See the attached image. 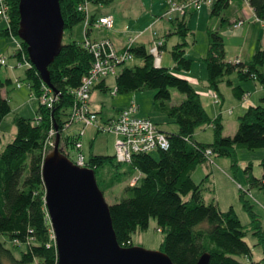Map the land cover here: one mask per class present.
I'll use <instances>...</instances> for the list:
<instances>
[{"label":"trees","instance_id":"trees-1","mask_svg":"<svg viewBox=\"0 0 264 264\" xmlns=\"http://www.w3.org/2000/svg\"><path fill=\"white\" fill-rule=\"evenodd\" d=\"M9 22L1 31L4 36L16 38L20 49L16 57L24 54L28 60L27 45L19 37L20 0H8ZM86 0H60L65 20V31L84 22L86 13L79 7ZM96 4H109L114 0H88ZM183 3L185 0H176ZM231 0H215L211 16H221L230 6ZM244 2V0H240ZM255 17L264 21V0H246ZM92 12L90 11V14ZM184 15L172 19L173 29L180 42L171 49L173 70L188 71L192 60L184 55L186 37L190 32ZM95 14H91L94 21ZM92 29L86 33L91 35ZM212 41L203 61L207 69L210 88L218 85L232 71L239 81L257 80L264 87V48H257L249 61H225L223 39L211 32ZM163 47V46H162ZM128 48V47H127ZM134 57L142 60L141 65L125 66L116 76L117 93L140 90L148 87L155 91V100L165 109L178 126V132L167 133L170 146L167 150L135 155L130 170L139 169L141 176L134 184L128 183L122 198L110 204L113 225L119 242L124 246L134 245L133 233L148 226L149 219L156 220L157 228L163 232L160 249L166 252L174 264H195L200 256L208 252V264H264V228L253 210V204L246 198L245 190H239V198L250 217L243 224L234 208L223 210L214 200L205 202L200 184L194 181L191 171L210 157H227L231 166H237L239 149H262L264 152V106L248 107L238 117V126L232 136L223 134L220 116L211 118L203 107L200 95L190 82L172 72L170 68L155 66L149 50L143 44L129 48ZM93 55L84 46V41L63 42V47L50 65L52 90L59 94L53 109L40 102L38 118L23 116L15 118L17 133L12 142L0 152V264H57L56 242L51 238V219L46 204V186L43 177V163L53 149L46 148L50 131L57 125L61 135L60 148L67 155L68 145H74L80 138L63 135L65 124L70 121L71 108L75 102L73 91L79 87L82 77L92 68ZM26 77L32 94L40 98L44 94L43 80L34 66L26 68ZM13 80L0 77V124L11 112L9 99L4 89ZM108 90L105 81L99 84ZM171 90H177L184 98L175 104L171 102ZM233 95L242 99L245 91L240 85L232 86ZM169 102V104H167ZM211 125L213 140L209 143L194 140L195 129ZM210 151V154L207 152ZM107 163L120 169L122 162L115 155L106 156L91 152L88 155L90 168H99ZM261 174L252 172L250 162L245 169L250 185L264 188V155L260 160ZM97 181L104 191L100 179ZM188 196V197H187ZM253 233L256 244L262 248V256L255 260L245 236ZM13 244L8 245L6 239ZM25 245V247H21Z\"/></svg>","mask_w":264,"mask_h":264},{"label":"rangeland","instance_id":"rangeland-1","mask_svg":"<svg viewBox=\"0 0 264 264\" xmlns=\"http://www.w3.org/2000/svg\"><path fill=\"white\" fill-rule=\"evenodd\" d=\"M176 0H114L109 4H96L89 1V9L97 17L101 14H114L115 27L111 30L104 28L92 27L90 38L91 40L110 39L114 42L116 48L122 49L128 43L130 38L143 41L148 50L151 48L150 36L152 34L146 31L143 37H140V31L147 28L150 20L158 19V23L154 26V38L165 41V47L162 49V67H172L171 45L175 38L166 36L167 30H172L174 25L169 21L175 18L172 15L167 16L165 11V3L167 10L170 4ZM212 2V3H211ZM215 0H210V4H203L200 9L193 11L191 8L187 9L185 19L188 21L191 31L188 33L186 40L188 45L186 47V57L191 59H200L201 53L206 50L209 41H212L211 31H217L222 35L223 44L225 48V60L235 62V59H251L258 42L264 44V28L261 27L259 21L250 18V16L243 17V24L237 28L233 27L232 23L228 21H221L217 17L210 18V10ZM245 4V2H243ZM91 13V14H92ZM184 13V14H185ZM177 12L178 16L184 15ZM209 18L211 21H209ZM3 25L6 26V21L2 19ZM169 19V20H168ZM84 22L78 23L71 30L65 31L64 43L72 41H84L85 35ZM210 30V31H209ZM192 32V33H191ZM138 37V38H137ZM4 41L10 46H16V41L12 37H3ZM259 40V41H258ZM137 41V40H136ZM136 44V43H135ZM163 46V45H161ZM16 48V47H15ZM14 50V49H12ZM3 55V54H2ZM9 67L0 66V77L4 80L12 78L13 83L4 89L5 96L11 103L12 110L1 122L0 131V152L6 148L8 143L12 142L15 137L17 126L15 118L23 116L30 119L38 118V111L40 102L31 92L29 85L30 80L26 77V66L19 67L24 59L7 55ZM167 61V62H166ZM202 63V62H201ZM142 60L134 57L121 66H118V74L125 67H134L141 65ZM199 62H196L197 65ZM202 65V64H200ZM14 66V69H10ZM177 75H183V72L173 70ZM198 73L197 69L195 70ZM231 84L224 82L221 85V92L223 97L219 95L216 90L206 88L205 80L197 81L195 84L197 90L201 92V101L205 107L208 115L211 118L221 116L224 125L223 134L227 136L234 135L237 118L241 113L238 108L239 105L245 106L249 101L250 94H245V99H238L233 95L232 86L242 83L243 88L251 89V93L255 92V86L258 84L249 79L246 81H239L235 71L229 75ZM18 83L21 87H18ZM108 90L103 88L95 89L91 95V100L96 97L95 103L98 111L99 122L97 125H103L111 117L117 116L121 108H125L135 101L139 105L141 113L145 112L147 117H150L163 130H177V125L170 118L167 111L160 107L159 102L155 100V91L151 88L144 87L140 90L114 93L117 91L116 76L110 75L106 79ZM223 83V82H222ZM260 85V84H259ZM173 96L170 104H175L177 97L182 96L177 90H172ZM213 93L217 95L218 103L213 98ZM178 95V96H177ZM232 101L233 103H230ZM237 102V105L234 103ZM169 104V102H167ZM95 108V107H94ZM122 109V110H123ZM120 110V111H119ZM97 112V111H96ZM238 124V123H237ZM88 126L85 128L84 134L81 137L83 143V150L86 155L91 152L99 155L113 156L115 155L116 135L112 132L100 131L98 126ZM54 129V128H53ZM82 129L81 124L74 123L64 131V134H74ZM15 131L14 134L12 133ZM194 140L209 143L213 140V131L211 125H202L194 131ZM69 151L73 150V145H68ZM152 156H156L155 151L151 152ZM264 152L262 149L247 150L239 149L237 151V166H231V160L227 157L211 156L210 159L198 164L192 171L191 176L195 182L200 184L201 195L205 202L217 199L220 208L225 210L232 206L243 224L250 221L249 214L244 209L239 198V190H245V196L253 204V210L257 213L258 218L262 222L264 228V188L256 184L250 185L246 179L247 165L250 162L252 172L254 175L261 174L260 160ZM119 170L115 166L107 163L97 171V177L100 179L104 194L107 201L111 204L122 198L124 195V188L128 183L134 184L141 176L139 169L130 170L129 163H122ZM248 172V170H247ZM188 197V196H187ZM2 236V235H1ZM0 236V237H1ZM1 238H4L2 236ZM51 238L55 240L53 228L51 229ZM8 245L13 243L7 239ZM163 239V232L157 228L156 220L151 217L148 226L144 229H138L133 233V243L145 249L159 250ZM252 250V258L258 260L262 256V248L260 244H256L257 238L253 233L249 232L245 236ZM21 247H25L22 245Z\"/></svg>","mask_w":264,"mask_h":264},{"label":"water","instance_id":"water-1","mask_svg":"<svg viewBox=\"0 0 264 264\" xmlns=\"http://www.w3.org/2000/svg\"><path fill=\"white\" fill-rule=\"evenodd\" d=\"M19 37L30 62L52 88L50 65L62 50L65 20L60 0H20ZM57 93V92H56ZM56 130L59 127L55 126ZM46 155L43 177L46 204L58 251L57 264H174L163 250L122 245L113 225L110 203L94 168L79 166L60 148ZM203 253L195 264H208Z\"/></svg>","mask_w":264,"mask_h":264},{"label":"built area","instance_id":"built-area-1","mask_svg":"<svg viewBox=\"0 0 264 264\" xmlns=\"http://www.w3.org/2000/svg\"><path fill=\"white\" fill-rule=\"evenodd\" d=\"M244 2L247 4L246 0H244ZM203 4H210V0H185L183 3L174 2L170 4L166 15L169 16L174 12L184 14L188 8L198 10ZM79 10L84 11L87 16L84 21L86 35L84 46L92 53L93 64L90 71L82 77L79 87L73 91L75 102L71 108L70 121L65 124L62 133L66 136L64 131L74 123L82 125V129L79 130V132L67 134L80 138V140L76 141L73 145L72 151H69L67 148V156L79 166L90 167L88 164V155H86L83 150L81 137L84 134L85 128L88 126H96L99 122L98 112L91 108V95L99 84L106 81L107 77L110 75H118V66L134 58L129 48L136 43V40L130 38L127 45L122 49L116 48L115 44L110 39L101 41L91 40L90 36L86 34L89 29L93 30L92 27H96L111 30L115 27V19L113 16L103 15L92 21L88 0L80 5ZM9 11V1L0 0V17L6 21L7 25L9 22ZM242 23L241 20H238L234 23L233 27H239ZM151 43L152 46L149 52L152 55L154 65L159 66L161 64L162 41L153 39ZM20 47L21 45L18 41L17 50L20 49ZM18 58L19 60L21 58L24 59L19 63V67L23 65L26 67L32 66L30 60H28L24 54ZM0 66L9 67L7 56L0 55ZM18 87H21L20 83H18ZM43 89L44 94L40 98H36L43 105L53 109L55 102L59 98V94L54 93L44 82ZM114 95H117V91ZM213 98L215 102L218 103V98L215 93H213ZM97 126L100 131L112 132L116 135L115 158L122 163H131L134 156L140 153H151L157 150L165 151L170 146L167 134L162 131L152 119L143 117L139 114V105L135 101L121 110L116 117L109 119L103 125ZM57 133L58 131L56 129L50 131L45 149L54 148ZM207 153L210 154V151Z\"/></svg>","mask_w":264,"mask_h":264},{"label":"crops","instance_id":"crops-1","mask_svg":"<svg viewBox=\"0 0 264 264\" xmlns=\"http://www.w3.org/2000/svg\"><path fill=\"white\" fill-rule=\"evenodd\" d=\"M176 3V2H175ZM212 3V2H211ZM165 11H164V13L166 12V11H168L167 10V5H166V3H165ZM193 11L191 12V14L193 13V12H195L194 11V9H192ZM186 13H187V11H186ZM185 13V14H186ZM210 13H211V10H210ZM103 15H110V16H113L114 17V14H101L100 16H103ZM172 15V17H176V16H178L177 15V13H172L171 14ZM96 16V15H95ZM246 16H250V18H253L254 20H256V21H259L260 23H261V27H263L264 28V21H262V20H259V19H257L256 17H255V15L253 14V12H252V10L250 9V7L247 5V4H244L243 2H241L240 0H231L230 1V6H229V8L227 9V10H225L223 13H222V15L221 16H211V14H210V18H212V17H217V18H219L221 21H228L229 23H232L233 25H234V23L235 22H237L238 20H241L242 22H243V17H246ZM97 17V16H96ZM209 18V21H211V19ZM184 19H185V16H184ZM169 20V19H168ZM186 20V19H185ZM171 23H172V21L171 20H169ZM186 22H187V25H188V28H189V24H188V21L186 20ZM158 23V19L156 18V19H154V20H150V22L147 24V28H145V29H143L142 31H140V34H139V36L140 37H143L142 35H144V33L146 32V31H149L151 34H152V36H150V41L151 40H153V39H156V38H154V34H155V31L153 30L154 29V26H156V24ZM173 24V23H172ZM243 24V23H242ZM3 25V23H2V20L0 19V41L2 40L1 38H3V37H6V36H4V35H2L1 34V31H3L6 27H7V24H6V26H2ZM235 28V27H234ZM237 28V27H236ZM190 29V28H189ZM170 30H167V32H165V34H166V36H170V35H172V36H170V37H174L175 38V40H174V42L172 43V45H171V49H172V47L174 46V45H176L177 43H179L181 40H180V38L177 36V35H175V34H168V33H170L169 32ZM190 31H191V29H190ZM210 31V30H209ZM211 32H216L219 36H221L222 37V35L221 34H219L217 31H211ZM192 33V32H191ZM8 37H10V36H8ZM13 38V37H12ZM138 38V37H137ZM17 43H16V48L14 47V46H10L9 44H6V42H4V41H2L1 42V45H0V55H5V56H7V55H10V56H14V57H16L15 56V53H16V51H17V47H18V41L15 39V38H13ZM140 38H138V39H136L137 41H136V43L137 44H143L144 45V43H143V41H141L140 40V43L138 42V40H139ZM223 39V38H222ZM157 40V39H156ZM112 41V40H111ZM160 41H162V45H163V47L161 46V50L162 49H164V47L166 46L165 45V41L163 42V40H160ZM259 41V40H258ZM113 42V41H112ZM152 42V41H151ZM186 42H187V45H188V41L186 40ZM114 43V42H113ZM210 43H211V41H209V43H208V46H207V48H206V50H204V52L203 53H201V55L202 56H200V59H191V58H189V59H191L192 60V64H191V66H190V68H189V70L188 71H184L183 72V75L181 76V75H179V76H181V77H183V78H185V79H187L189 82H190V84L195 88V90L199 93V95H200V99H201V92H199L198 90H197V86H196V82L197 81H200V80H205V85H206V88L208 89L209 88V85H208V82H207V69H206V65H205V63H204V61H203V57L206 55V53H207V50H208V48H209V45H210ZM127 45V44H126ZM125 45V46H126ZM151 45H152V43H151ZM187 45H186V47H187ZM124 46V47H125ZM186 47H185V49H184V55L186 56ZM257 48H264V44H262V43H260V42H258V44L256 45V49ZM12 49H14V50H12ZM225 49V48H224ZM255 49V50H256ZM2 55V56H3ZM238 61V60H240V61H249L250 59H235V61ZM162 57H161V63H162ZM225 61H227V60H225ZM167 62V61H166ZM196 62H199V64L197 65V67H196V65H195V63ZM202 62V63H201ZM227 62H232V61H227ZM200 64H202V65H200ZM162 65V64H161ZM173 65H174V63L172 62V67H173ZM172 67L170 68V69H172ZM10 69H14V66L12 67V68H10ZM198 70L197 72L198 73H196V71L195 70ZM229 78V77H228ZM12 79V78H11ZM13 80V79H12ZM231 80V79H230ZM249 80V79H248ZM251 80H253V82H255V84L257 83L258 84V86H255V87H253L254 88V90H255V92H253V93H251V89L249 90L248 88H243V86H242V83H240V84H237V85H240L241 87H242V89L245 91V94H250V97H249V101L247 102V104L245 105V106H241V105H239L238 106V108L240 109V111H241V113L239 114V116L240 115H242L244 112H245V110L248 108V107H250V106H256V105H263L264 106V87L257 81V80H254V79H251ZM223 82V83H222ZM219 85H218V90H217V92L219 93V95H221V97H223V94H222V92H221V85L222 84H225L224 82H227V77L222 81ZM105 83H106V81H105ZM260 84V85H259ZM106 85H107V83H106ZM226 85V84H225ZM97 88H100L101 89V87H97ZM97 88H95V89H97ZM95 89H94V91H95ZM94 91H93V93H94ZM173 91L171 90V96H173ZM3 95L5 96V92L3 91ZM213 95V94H212ZM178 96V95H177ZM244 97H245V95H244ZM243 97V99H245ZM184 98V96L182 95H179V97H177V101H181L182 99ZM95 99H96V97H93L92 98V100L90 101V104H91V108H92V110H94V111H100V109L99 108H96L97 106H96V104H95V106H93V104L96 102L95 101ZM242 99V100H243ZM179 102H176V103H179ZM201 103H202V101H201ZM230 103H233L232 101H230ZM235 105H237V102H235L234 103ZM202 105H203V103H202ZM95 107V108H94ZM204 107V106H203ZM205 108V107H204ZM123 108H121L120 110H122ZM119 110V111H120ZM206 110V109H205ZM207 112V111H206ZM119 113V112H118ZM139 114L141 115V116H143V117H147L146 115H145V112L144 113H141L140 112V109H139ZM238 116V117H239ZM113 117H116V116H113ZM113 117H111V118H113ZM217 117V116H216ZM221 117V116H220ZM147 118H150V117H147ZM215 118V117H214ZM151 119V118H150ZM221 122H222V119H221ZM238 118H237V122L235 123V125H236V128H235V131H236V129H237V126H238ZM223 124V123H222ZM212 127V126H211ZM223 128H224V125H223ZM1 129H2V127H1V125H0V131H1ZM162 131H165V132H167V133H176V132H178V126H177V130H175V131H173V130H169V131H166V130H163L162 128H160ZM14 130H13V134H14ZM16 133H17V131H16ZM15 136H16V134H15ZM15 138V137H14ZM193 138H194V134H193ZM13 141V140H12ZM198 142H201V141H198ZM203 143H205V142H203ZM3 151V150H2ZM1 151V152H2ZM215 201L218 203V201H217V199H215ZM218 205H219V203H218ZM220 206V205H219Z\"/></svg>","mask_w":264,"mask_h":264}]
</instances>
